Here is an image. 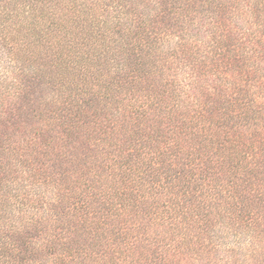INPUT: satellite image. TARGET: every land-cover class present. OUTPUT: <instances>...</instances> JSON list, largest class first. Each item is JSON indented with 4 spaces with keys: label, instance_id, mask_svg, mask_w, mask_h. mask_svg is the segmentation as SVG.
<instances>
[{
    "label": "trees",
    "instance_id": "1",
    "mask_svg": "<svg viewBox=\"0 0 264 264\" xmlns=\"http://www.w3.org/2000/svg\"><path fill=\"white\" fill-rule=\"evenodd\" d=\"M190 2L0 0V264H208L229 231L261 257L260 109Z\"/></svg>",
    "mask_w": 264,
    "mask_h": 264
},
{
    "label": "rangeland",
    "instance_id": "2",
    "mask_svg": "<svg viewBox=\"0 0 264 264\" xmlns=\"http://www.w3.org/2000/svg\"><path fill=\"white\" fill-rule=\"evenodd\" d=\"M138 1L151 2L152 0ZM154 1L156 7L161 8V0ZM168 1V8L180 7L178 6L180 4H173L176 0ZM190 3L189 8L182 9L187 14L186 19H179L175 24L199 28V31L190 38H193V41L196 42L195 45H198L199 48L206 49L211 48L215 43L211 38L207 44L208 39L205 37L207 32L215 27L223 30V44L218 43L214 49L222 52L224 59L234 57V55L238 57L237 66L233 65L230 69L225 70L226 77L231 82L234 81L235 84L242 85L252 95L251 98L254 100L252 107L260 109V111L253 113L254 116L248 119L253 122L251 123L253 126L246 132L255 130L256 134L260 133L261 127L264 129V0H191ZM198 34H200L199 39H197ZM222 67L225 68L226 65H222ZM11 70L13 69L7 68L0 57V100L2 98L18 99L15 95L17 88L13 86L12 81L14 73ZM247 80L253 82H246ZM250 84H253L254 87ZM250 90H256L257 93ZM17 95L18 97L21 95V90L17 92ZM152 233L157 234L158 232ZM236 235V232L229 231L222 242L215 241L217 248L225 256L215 259L218 262L208 264H247L249 260L245 257L246 244L244 243L247 238L244 237L241 242H237ZM260 253H262L261 257L258 256L255 261L252 263L249 261V263H264V246ZM184 264H199V262L197 259L189 258Z\"/></svg>",
    "mask_w": 264,
    "mask_h": 264
}]
</instances>
